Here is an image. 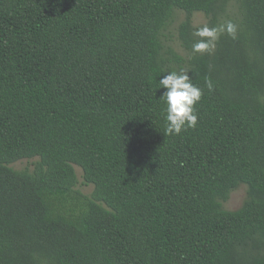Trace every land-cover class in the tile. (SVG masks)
<instances>
[{
  "label": "trees",
  "instance_id": "16d2710c",
  "mask_svg": "<svg viewBox=\"0 0 264 264\" xmlns=\"http://www.w3.org/2000/svg\"><path fill=\"white\" fill-rule=\"evenodd\" d=\"M181 69L198 120L167 135ZM0 264H264V0H0Z\"/></svg>",
  "mask_w": 264,
  "mask_h": 264
},
{
  "label": "clouds",
  "instance_id": "9594fccd",
  "mask_svg": "<svg viewBox=\"0 0 264 264\" xmlns=\"http://www.w3.org/2000/svg\"><path fill=\"white\" fill-rule=\"evenodd\" d=\"M225 31L235 38L236 26L232 22L219 27L198 28L194 35L201 39L192 45L193 52L211 53L219 35ZM159 85V88L166 89L161 96L166 102L165 134L179 135L188 128H194L198 120L194 105L200 101L203 92L199 87L193 85L189 74L184 69L179 72H168L167 75L159 79ZM206 85L209 90H212L213 84L210 80L206 81Z\"/></svg>",
  "mask_w": 264,
  "mask_h": 264
},
{
  "label": "rangeland",
  "instance_id": "374dc122",
  "mask_svg": "<svg viewBox=\"0 0 264 264\" xmlns=\"http://www.w3.org/2000/svg\"><path fill=\"white\" fill-rule=\"evenodd\" d=\"M185 12L177 10V15L174 21L165 29L164 40L166 45L174 47L179 53L186 55V51L179 39V24L184 19ZM196 25L206 24L207 16L203 12H196L194 15ZM38 158L21 159L11 164L15 169H33L34 163ZM77 176H78V188L84 193L91 195L94 190L93 184H88L84 180L83 170L80 166L75 164ZM247 198V185L241 184L230 194L227 201L224 202V207L229 210H235L241 207L245 199Z\"/></svg>",
  "mask_w": 264,
  "mask_h": 264
}]
</instances>
